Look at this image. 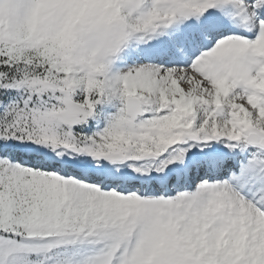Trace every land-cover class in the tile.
I'll return each mask as SVG.
<instances>
[{
    "label": "snow or ice",
    "instance_id": "obj_1",
    "mask_svg": "<svg viewBox=\"0 0 264 264\" xmlns=\"http://www.w3.org/2000/svg\"><path fill=\"white\" fill-rule=\"evenodd\" d=\"M0 264H264V0H0Z\"/></svg>",
    "mask_w": 264,
    "mask_h": 264
}]
</instances>
